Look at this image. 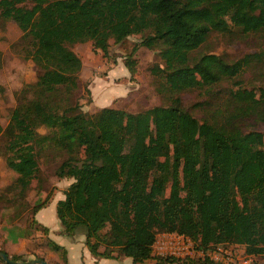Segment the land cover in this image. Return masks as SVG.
<instances>
[{
  "label": "trees",
  "instance_id": "1",
  "mask_svg": "<svg viewBox=\"0 0 264 264\" xmlns=\"http://www.w3.org/2000/svg\"><path fill=\"white\" fill-rule=\"evenodd\" d=\"M8 21L24 29L25 55L38 70L32 101L16 105L6 126L0 122L6 163L17 173L11 190L25 198L41 180L38 144L52 145L68 155L57 176L72 180L56 206L61 233L83 234L97 258L237 264L156 256L163 233L188 236L205 251L229 244L264 255V134L249 127L264 121V98L231 93L224 116L202 119L180 96L139 112L88 113L77 98L83 60L73 49L91 42L107 55L111 40L141 35L140 44L164 60L153 72L169 90L216 87L239 65L200 48L213 31H264V0H0V23ZM127 65L135 73L134 61ZM49 245L66 255L64 246Z\"/></svg>",
  "mask_w": 264,
  "mask_h": 264
},
{
  "label": "rangeland",
  "instance_id": "2",
  "mask_svg": "<svg viewBox=\"0 0 264 264\" xmlns=\"http://www.w3.org/2000/svg\"><path fill=\"white\" fill-rule=\"evenodd\" d=\"M23 33L24 29L16 22L0 23V122L3 126L8 124L15 106L31 102L36 91L33 82L37 80L38 70L33 61L27 59L25 55ZM141 40V35L137 34L122 43L111 40L107 55L95 50L91 42L73 46L83 60L77 98L84 111L95 113L103 107H114L139 112L156 105H167L173 97L180 96L183 105L202 119L206 114L211 115L217 111L224 116L231 93L264 98V31L250 34H243L239 30L227 34L213 31L199 52L217 53L230 62H236L239 71L231 81L223 82L216 87L180 92L169 90L165 80L153 72L157 64L164 65V60L158 50L142 46ZM248 55L254 57L251 63L246 65L243 59ZM130 60L134 61L135 65L133 74L127 65ZM217 93L219 95H216ZM249 127L264 134V121L251 122ZM40 132L45 134L49 131L42 127ZM4 145L5 139L1 137L0 249L5 250L10 256L22 255L20 260L43 257L51 264H57V261L65 263L66 257L61 252L54 251L49 245V231H45L39 225L38 217L41 214L50 215L52 205L49 203L62 196V191L69 186L66 182L71 179H61L56 174L57 167L68 155L52 145L38 144L41 180L33 181L24 198L18 191L9 188L15 181L17 173L6 163ZM43 200H47V207L34 214L32 207ZM53 216L59 225L56 210ZM82 236L83 234L57 235L55 240L61 244H70L72 240L79 241ZM227 246L233 248L241 258L247 256L244 246L232 247L229 244ZM73 248L78 254H89L85 241H79ZM154 250L156 256L184 258L169 253L160 254ZM57 255L60 256L58 260ZM199 258L202 260L205 257ZM252 260V264H264V255L253 256ZM114 263L126 264L120 260H115ZM146 264H155V260L150 259Z\"/></svg>",
  "mask_w": 264,
  "mask_h": 264
},
{
  "label": "built area",
  "instance_id": "3",
  "mask_svg": "<svg viewBox=\"0 0 264 264\" xmlns=\"http://www.w3.org/2000/svg\"><path fill=\"white\" fill-rule=\"evenodd\" d=\"M231 246L235 247L238 245ZM154 249H156L160 254L169 253L171 255L184 258L209 257L215 262L252 264L253 261L251 256L241 258V256L233 250V248H228L225 244L217 245L216 247L205 251L198 248L194 241L188 236L177 233L160 234L154 245Z\"/></svg>",
  "mask_w": 264,
  "mask_h": 264
},
{
  "label": "crops",
  "instance_id": "4",
  "mask_svg": "<svg viewBox=\"0 0 264 264\" xmlns=\"http://www.w3.org/2000/svg\"><path fill=\"white\" fill-rule=\"evenodd\" d=\"M72 182V180L67 181V185H69ZM66 189V188H65ZM65 189L62 191V196H59L56 199H53L49 205H52V210L50 212V215L48 214H41L38 219H39V223H41L43 226L48 227L49 229V238L53 241H55L56 243H58L55 240V236L59 235H64L61 233V224L58 225V222H56V220L54 219V211L56 210V206H57V202L61 199H63L65 197L64 195V191ZM60 190V189H59ZM47 207V206H46ZM44 207V208H46ZM79 241L84 242L85 241V236H82V239H80ZM79 241H74L72 240L70 242V244H61L58 243L62 246L65 247L67 253L66 255H64L66 258V261L68 262V264H117L114 263L115 260H120V261H124L126 262V264H134L133 259L130 257H121V258H97L96 256H94L90 250H89V254H78L77 252L74 251V245L78 244ZM88 248V247H87ZM62 254V253H61ZM60 256L57 255V260ZM253 257V256H251ZM65 261V260H64ZM150 261V260H147ZM143 263H135V264H146V262ZM47 262L49 264L50 261L47 260ZM6 262H4L5 264ZM156 263V261H155ZM0 264H2V261L0 260ZM8 264V263H6ZM57 264H64L63 262L57 261Z\"/></svg>",
  "mask_w": 264,
  "mask_h": 264
},
{
  "label": "water",
  "instance_id": "5",
  "mask_svg": "<svg viewBox=\"0 0 264 264\" xmlns=\"http://www.w3.org/2000/svg\"><path fill=\"white\" fill-rule=\"evenodd\" d=\"M0 258L8 264H49L46 260L42 258L32 260H14L12 259V256L8 255L2 249H0Z\"/></svg>",
  "mask_w": 264,
  "mask_h": 264
}]
</instances>
